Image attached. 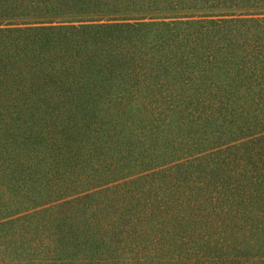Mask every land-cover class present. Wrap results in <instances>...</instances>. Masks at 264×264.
Listing matches in <instances>:
<instances>
[{"label":"rangeland","instance_id":"1","mask_svg":"<svg viewBox=\"0 0 264 264\" xmlns=\"http://www.w3.org/2000/svg\"><path fill=\"white\" fill-rule=\"evenodd\" d=\"M74 1L70 0L71 9L76 6ZM243 2V8L228 9L239 15H213L195 3L192 8L177 12L179 16L187 13L192 17L173 19L234 18L242 21L225 24L219 31H233L237 38L247 33L264 36V0ZM21 4L32 11L28 13L30 22L41 11L32 0H22ZM85 11L79 8L70 22L7 27H83L37 34L45 35L43 42L55 45L53 50L63 47L62 51H72L73 75L83 74L97 55L112 72L107 76L109 89L123 84V75L131 69L139 71V79L149 83L157 81L154 79L169 82L180 78L183 64L162 65L158 61L165 56L156 48L168 45L178 33L173 31L189 29L127 27L119 31L122 38L109 44L93 35L112 34L117 29H99L100 33L95 34L98 29L90 26L137 20L92 19V10ZM173 19L145 18L141 22ZM96 47L101 49L93 55ZM82 53L88 55L83 60ZM67 57L68 54H56L51 64L58 66ZM140 87L134 86L127 93L134 99L125 103L118 99L124 92L115 93L116 98L102 95L89 101L83 97L76 100L83 88L77 85L72 97L71 89L66 95L68 111L60 108L57 116L54 109L41 120L31 112L19 116L0 112V151L7 156L18 155L15 165H25L20 174L11 172L9 184L10 175L0 176V203L8 201V208L0 207V222H5L0 225V263L264 264V225L250 228V220L260 214L249 211L246 193L251 180L235 171L233 165L232 173L222 165L209 173L205 170L206 161L218 162L213 157L198 167L199 179L188 180V172L169 169L173 164L169 161L182 156L183 144L190 143L183 134L188 127L178 112L183 99L169 94L159 114L143 104L146 91H138ZM115 103L119 104L113 107ZM41 114L42 111L39 117ZM4 166L10 170V165ZM209 174L215 176L209 179ZM239 179L242 186L235 183ZM199 180L206 184H197ZM221 181L224 183L220 186ZM226 188L228 201L220 193Z\"/></svg>","mask_w":264,"mask_h":264},{"label":"trees","instance_id":"2","mask_svg":"<svg viewBox=\"0 0 264 264\" xmlns=\"http://www.w3.org/2000/svg\"><path fill=\"white\" fill-rule=\"evenodd\" d=\"M21 1L16 3L13 0H0V112L16 116L31 112L38 115V119L41 120L44 114L51 110L56 109L57 116L60 115V108L68 111L70 105L66 95L71 89L69 95L72 97L77 85L83 88L76 94V100L83 97L89 101L102 95L116 98L115 93L124 92L118 99L125 103L134 99L127 93L134 86L141 85L138 91H146L143 95V104L150 111L162 114V107L166 105L168 95L172 94L177 100L183 99L181 106L175 107L180 106L178 112L182 115V123L188 127L183 134L190 143L183 144L182 156L175 161H169L173 163L169 169L188 172V180H193L199 179L198 167L202 166L203 161L209 160L208 158L213 157L218 161L217 163L206 161L208 166L205 170L209 173L215 171L218 165L229 168V172L232 173L230 165H233L235 171L251 180L246 193L249 211L260 212L257 217L250 220V228L255 229L264 225V36L247 33L244 37L237 38L233 36V31H219L223 30L225 24L242 21L234 18L181 21L173 19L192 17L187 13H179L181 15L179 16L177 12L192 8L195 3L213 15H239L240 13L229 12L228 9L243 8V0H76L72 2L76 4L73 9L70 7V0H32L36 8L41 7L32 23L70 22L79 8L87 10L86 13L92 10V19L110 20L119 17L137 20L132 23L90 26L98 29L95 34L100 33L99 29H117V32L114 30L112 34L93 35L101 38V41H108L109 44L122 38L119 31H124L122 28L127 27L158 25L190 30L173 31L178 33L169 44L156 48L161 56H165L158 61L162 65L183 64L182 70L179 71V79L169 82L154 79L157 81L149 83L143 78L139 79V71L131 69L128 75H123L124 83H118L111 89L107 83V76L112 72L106 69L101 59L96 58L97 51L101 48L94 49L95 52L92 54L96 56L89 69L83 74L73 75L75 70L71 65L74 58L72 51H62L63 47L53 50L55 45L44 43L45 35L37 34L48 30H76L81 26L7 27L31 23L28 13L32 11L28 7H23ZM216 9L225 11L216 13ZM142 10L144 13H137ZM169 17L173 20L141 22L145 18ZM67 36L74 39L73 35ZM60 53L68 54L67 59L58 66H55V63L51 64L54 55ZM129 54L133 53L129 51ZM80 56L83 60L88 55L82 53ZM69 73L71 75H68ZM119 88L123 91H117ZM118 104L115 103L113 107ZM40 111L42 114L39 117ZM161 118L162 116L159 117V121ZM74 122L79 120L74 119ZM90 125L88 121L87 126ZM18 160V155L7 156L5 152L0 151V176L10 175L6 184L13 178L11 172L20 174L24 171L23 163L15 165ZM4 164L7 167L10 165V170L7 171ZM11 165L14 167L13 170ZM214 176L215 174H209L208 178ZM226 178L228 181V175ZM230 179L231 175L229 181ZM196 183L202 186L206 184L200 180ZM223 183L221 181L220 186ZM235 183L242 186L241 179ZM226 190L227 188L221 189L220 193L224 194L222 196L228 201ZM1 202L0 207H5L8 203ZM62 221L64 225L65 219ZM2 223L5 222H0V225ZM0 264L7 263L2 260Z\"/></svg>","mask_w":264,"mask_h":264}]
</instances>
